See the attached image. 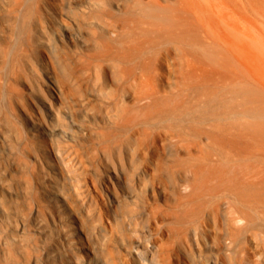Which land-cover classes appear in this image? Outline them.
I'll return each mask as SVG.
<instances>
[{"label":"bare ground","instance_id":"1","mask_svg":"<svg viewBox=\"0 0 264 264\" xmlns=\"http://www.w3.org/2000/svg\"><path fill=\"white\" fill-rule=\"evenodd\" d=\"M20 1L24 6L14 19L10 12L1 14L6 7L0 0V21L5 19L16 32L7 48L0 49L10 61V71L23 60L29 33L39 18L50 16L58 27L47 46L56 58L61 51L63 78L44 65L30 85L38 93L35 106L43 120L35 130L48 131L55 142L52 155L65 167L60 145L78 136L74 108L87 111L88 93L105 96L108 100L101 108L122 118L121 123L110 119L116 132L128 134L136 126L145 149L162 148L164 159L156 163L145 151L139 173H150L151 164L156 173H189L185 192L202 190L197 199L201 217L221 222L226 249L236 248L229 263L249 264L245 242L264 247V0ZM34 39L39 42L38 36ZM91 71L98 75L97 81L89 82ZM16 79L6 78L11 89L5 91L0 106V141L9 149L14 144L7 134L25 140L26 125L34 123L32 115L17 105L21 92ZM89 85L91 91L85 87ZM73 95L80 101L71 106L68 99ZM59 99L71 119L60 113ZM13 104L22 108L21 116ZM56 126L63 127L62 132H56ZM108 157L114 174H108L110 187L105 192L112 202L111 197L121 198L118 184L126 170L122 157L119 161ZM167 178L175 190L174 176ZM2 179L0 171V183ZM152 185L149 181L140 192H128L142 204ZM63 200L54 199L59 206ZM50 216L52 221L38 207L32 209L31 218L45 220L51 232L59 224L73 228L68 220L60 223ZM196 216L189 229L192 237L203 234ZM103 230L107 233L106 227ZM58 235L50 247L35 244L38 254L30 264H62L70 258L64 252L75 237ZM81 236L89 242L93 239L78 231L80 242H84ZM70 250L71 258L82 263V254ZM136 256L148 258L144 253ZM94 261L110 264L98 257Z\"/></svg>","mask_w":264,"mask_h":264},{"label":"rangeland","instance_id":"2","mask_svg":"<svg viewBox=\"0 0 264 264\" xmlns=\"http://www.w3.org/2000/svg\"><path fill=\"white\" fill-rule=\"evenodd\" d=\"M18 1L5 0L6 10L1 14L10 12L14 19H18L24 6L23 1ZM14 7L17 10L12 12ZM56 16L61 21L60 11ZM2 20L0 49L7 48L16 36L7 21ZM54 29H58L54 18L38 19L25 44L24 58L14 72L10 71L7 55H0V106L4 103L5 91L11 89L6 78L17 77L16 87L21 92L17 105L34 118V123L26 125L25 140L7 134L8 142L14 144L10 149L6 142L0 141V171L3 173L0 183V264H30V259L38 254L35 244L50 247L57 242L59 232L61 237H75L67 243L64 254L71 258L70 249H75L83 257L79 264H94L95 257L110 264H230L229 259H233L236 248L226 249L220 236L221 222L201 217L197 199L202 190L196 188L192 194L185 192L183 185L189 173H156L152 164L149 165L150 173H139V159L146 156L145 151H150V161L156 163L158 159H164L162 148L154 150L151 145L145 149L139 143L136 126L128 134L116 132L111 121L121 123L122 118H118L117 112L101 108V103L108 100L105 96L94 97L88 93L87 111L81 113L74 108L77 123L73 126L78 129V136L64 143L61 141L60 145L66 168L52 155L55 142L48 131L35 130L43 125V120L35 106L38 93L30 87L44 65L50 66L60 79L62 77L61 51L56 58L47 46ZM37 36L39 42L34 39ZM54 37L58 38L59 34L55 32ZM91 77L89 82L97 81L98 75L91 71ZM85 87L88 91L92 89L90 85ZM79 101L77 95L68 99L71 106ZM17 105L13 104V107L21 116L22 108ZM56 106L60 113L71 119L66 107H62L61 99L57 100ZM55 130L62 132L63 127L56 126ZM108 156L114 161L122 157L126 170L121 173L118 184L121 198L111 197L112 202L105 192L110 187L107 176L114 174ZM168 175H173L178 184L176 186L174 182L175 190ZM149 181L153 185L147 187L145 201L141 204L139 198L132 197L128 190L140 192ZM55 196L64 199L62 206L56 205ZM35 207L41 209L50 221V214H53L60 223L61 219L68 220L73 228L59 224L51 232L45 220L31 218ZM61 208L65 214H61ZM194 214L203 232L201 236L189 234V229L195 226ZM103 227L107 228V233ZM78 231L83 236L88 233L92 241L81 236L84 242H80ZM244 245L249 264H264V247L250 240ZM140 253L147 254L148 258L138 259L136 255ZM70 258L62 264H77V259Z\"/></svg>","mask_w":264,"mask_h":264}]
</instances>
